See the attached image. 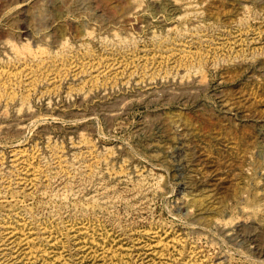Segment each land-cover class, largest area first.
I'll return each instance as SVG.
<instances>
[{
    "label": "rangeland",
    "instance_id": "374dc122",
    "mask_svg": "<svg viewBox=\"0 0 264 264\" xmlns=\"http://www.w3.org/2000/svg\"><path fill=\"white\" fill-rule=\"evenodd\" d=\"M163 1L0 0V264H264V0Z\"/></svg>",
    "mask_w": 264,
    "mask_h": 264
},
{
    "label": "bare ground",
    "instance_id": "6f19581e",
    "mask_svg": "<svg viewBox=\"0 0 264 264\" xmlns=\"http://www.w3.org/2000/svg\"><path fill=\"white\" fill-rule=\"evenodd\" d=\"M163 3H165L166 5L168 4V5H172V7H173V9H176V10H179V11H184V14H182V15H180V16H178V17H176V19H178V18H180V17H182L183 15H188V14H192L193 15V9H194V7H195V5H194V3H193V1L192 0H164L163 1ZM152 4V3H151ZM172 11V10H171ZM41 19H43V17H41ZM171 29V28H170ZM200 81H201V79H200ZM198 83V82H197ZM200 83V82H199ZM236 111V110H235ZM245 113V112H244ZM236 114V113H235ZM246 114V113H245ZM250 116V115H249ZM248 118V117H247ZM250 118H252V117H250ZM253 120V119H252ZM255 120H256V117H255ZM258 121V120H257ZM260 122V121H259ZM261 124V123H260ZM252 126V125H251ZM263 128V127H262ZM258 131H260V128H259V130ZM259 140V139H258ZM36 179V181H38V177H36L35 178ZM195 182V181H194ZM194 182H193V184H194ZM39 189H41V188H39ZM219 223V222H218ZM238 224V223H237ZM237 226L238 225H234L233 226V224L231 225V226H228V225H226V228H227V230H229L228 231V234H226V235H229V237H230V235H232L233 234V236L235 235L234 234V232H235V230L237 229ZM222 228V227H221ZM243 231V230H242ZM224 232H226V231H224ZM235 238V237H234ZM2 253V252H1Z\"/></svg>",
    "mask_w": 264,
    "mask_h": 264
}]
</instances>
